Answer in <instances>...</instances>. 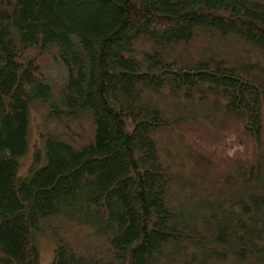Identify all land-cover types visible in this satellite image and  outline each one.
Masks as SVG:
<instances>
[{
	"label": "trees",
	"instance_id": "16d2710c",
	"mask_svg": "<svg viewBox=\"0 0 264 264\" xmlns=\"http://www.w3.org/2000/svg\"><path fill=\"white\" fill-rule=\"evenodd\" d=\"M38 235L50 264H264V2L0 0V264Z\"/></svg>",
	"mask_w": 264,
	"mask_h": 264
},
{
	"label": "rangeland",
	"instance_id": "374dc122",
	"mask_svg": "<svg viewBox=\"0 0 264 264\" xmlns=\"http://www.w3.org/2000/svg\"><path fill=\"white\" fill-rule=\"evenodd\" d=\"M264 2V0H260ZM60 71L61 67L52 63L50 65V73H48V82L52 83V85H58L60 80ZM46 112V108L43 104L37 103L32 106L29 113V127H28V151L26 154L20 159L19 166V174L21 176H25L30 172V168L32 165V154L35 151H39L42 149V141H41V133H45L47 125L45 123L44 114ZM85 135H89L88 130L85 131ZM161 144L170 152L171 156L166 159L170 161L174 166L180 164L182 161L180 158L181 153L179 152L178 144L175 137L166 136L161 137ZM35 244L39 251V264H50L53 257L54 245L50 238L44 235H38L35 238ZM231 264V263H227ZM234 264V263H233Z\"/></svg>",
	"mask_w": 264,
	"mask_h": 264
}]
</instances>
